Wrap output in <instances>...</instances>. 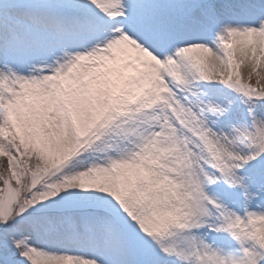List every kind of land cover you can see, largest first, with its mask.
Here are the masks:
<instances>
[{
    "label": "snow or ice",
    "instance_id": "1",
    "mask_svg": "<svg viewBox=\"0 0 264 264\" xmlns=\"http://www.w3.org/2000/svg\"><path fill=\"white\" fill-rule=\"evenodd\" d=\"M0 264H264V0H0Z\"/></svg>",
    "mask_w": 264,
    "mask_h": 264
}]
</instances>
